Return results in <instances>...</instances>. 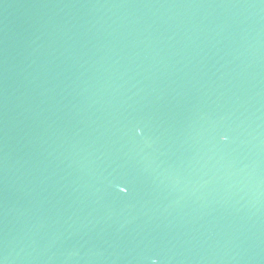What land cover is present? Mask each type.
<instances>
[{
  "label": "water",
  "instance_id": "95a60500",
  "mask_svg": "<svg viewBox=\"0 0 264 264\" xmlns=\"http://www.w3.org/2000/svg\"><path fill=\"white\" fill-rule=\"evenodd\" d=\"M153 261L264 264V0H0V264Z\"/></svg>",
  "mask_w": 264,
  "mask_h": 264
},
{
  "label": "snow or ice",
  "instance_id": "6c2138e0",
  "mask_svg": "<svg viewBox=\"0 0 264 264\" xmlns=\"http://www.w3.org/2000/svg\"><path fill=\"white\" fill-rule=\"evenodd\" d=\"M137 131H139V129H137ZM224 138H225V137H224L223 135L220 137L221 140H223ZM120 190H121V191H125L124 188H121Z\"/></svg>",
  "mask_w": 264,
  "mask_h": 264
},
{
  "label": "clouds",
  "instance_id": "9594fccd",
  "mask_svg": "<svg viewBox=\"0 0 264 264\" xmlns=\"http://www.w3.org/2000/svg\"><path fill=\"white\" fill-rule=\"evenodd\" d=\"M153 264H155V261H153Z\"/></svg>",
  "mask_w": 264,
  "mask_h": 264
}]
</instances>
